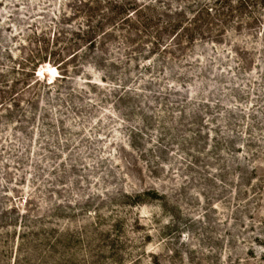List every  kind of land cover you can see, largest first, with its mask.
Returning <instances> with one entry per match:
<instances>
[{
    "label": "rangeland",
    "instance_id": "374dc122",
    "mask_svg": "<svg viewBox=\"0 0 264 264\" xmlns=\"http://www.w3.org/2000/svg\"><path fill=\"white\" fill-rule=\"evenodd\" d=\"M0 264H264V0H0Z\"/></svg>",
    "mask_w": 264,
    "mask_h": 264
},
{
    "label": "trees",
    "instance_id": "16d2710c",
    "mask_svg": "<svg viewBox=\"0 0 264 264\" xmlns=\"http://www.w3.org/2000/svg\"><path fill=\"white\" fill-rule=\"evenodd\" d=\"M41 76V72H38L37 78H39Z\"/></svg>",
    "mask_w": 264,
    "mask_h": 264
}]
</instances>
